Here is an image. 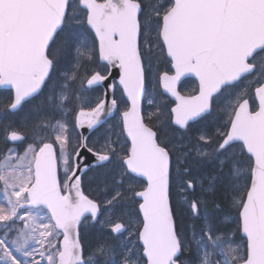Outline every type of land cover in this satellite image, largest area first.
<instances>
[{
	"label": "snow or ice",
	"instance_id": "1",
	"mask_svg": "<svg viewBox=\"0 0 264 264\" xmlns=\"http://www.w3.org/2000/svg\"><path fill=\"white\" fill-rule=\"evenodd\" d=\"M0 264H264V0H0Z\"/></svg>",
	"mask_w": 264,
	"mask_h": 264
},
{
	"label": "rangeland",
	"instance_id": "2",
	"mask_svg": "<svg viewBox=\"0 0 264 264\" xmlns=\"http://www.w3.org/2000/svg\"><path fill=\"white\" fill-rule=\"evenodd\" d=\"M193 86H194V85H193V82H192V81L187 82V83L184 84V88H185V90L190 89V88L193 87Z\"/></svg>",
	"mask_w": 264,
	"mask_h": 264
}]
</instances>
